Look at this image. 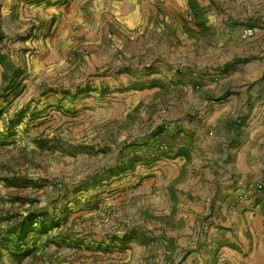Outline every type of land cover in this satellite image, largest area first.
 I'll return each mask as SVG.
<instances>
[{
    "label": "rangeland",
    "instance_id": "rangeland-1",
    "mask_svg": "<svg viewBox=\"0 0 264 264\" xmlns=\"http://www.w3.org/2000/svg\"><path fill=\"white\" fill-rule=\"evenodd\" d=\"M259 13L255 0H0V264H264V153L240 169L248 109L226 168L155 139L201 125L206 87L225 89L231 68L264 83ZM235 60L250 66L225 69ZM234 125L202 139L230 141Z\"/></svg>",
    "mask_w": 264,
    "mask_h": 264
},
{
    "label": "crops",
    "instance_id": "crops-1",
    "mask_svg": "<svg viewBox=\"0 0 264 264\" xmlns=\"http://www.w3.org/2000/svg\"><path fill=\"white\" fill-rule=\"evenodd\" d=\"M261 2L264 3V0H255V5ZM245 5L246 3L241 6L243 7ZM259 16L264 22V13H259ZM258 31L259 34L257 38L264 39V27L262 30ZM247 66H250V63L244 65V67ZM230 70L231 71L228 70L222 77L225 78L223 80L227 82L225 89H217L216 84L213 83H209L208 87H206L207 95L204 98L205 103L202 106L205 118L201 125L196 122H192L191 124L187 121H184L182 124L179 122L177 128L173 124L174 126L172 125L171 129L172 132L175 133L181 131L179 137L174 134L176 136L174 140L173 138H166V134L163 132L160 136L155 138L160 142L166 141L165 144L168 145L177 144L178 142H186L196 146L195 149L203 151L204 154L208 156L206 159L210 160V163H204L199 159L194 158L193 162H197V167H206L208 164L209 167L210 165H214L215 168H226L223 162L228 158L230 150L239 147V143H236V141L239 140L238 124L241 122V120H239V103L240 107H246V109H248V111H246L247 114L243 116V118H247L252 124L257 123V126H255L256 130L251 131L253 138L252 143L244 152H241L240 169L242 171H247L249 169L248 162L250 161L252 164L251 166H253L254 159L261 153H264V83H259L257 73L256 75L253 74V72L242 75L239 72H233L232 68ZM182 94H185V98L181 97V101L185 100L189 103L195 102L190 87L188 90L182 91ZM135 104L136 103H133V105H131V102L130 104L127 103L129 107L134 106ZM169 108H171L169 109L171 113L169 119L175 120L177 116L172 113V110H174L175 107ZM228 119H234L236 124L232 129V138L230 141L221 138L217 143L216 141H213L212 138L202 139L203 134H207L208 130H213V135L217 134L221 122ZM218 149L221 153L217 152ZM177 161L179 162L178 165L180 168L184 166L185 160L183 162L182 158L179 157ZM237 162L239 170V153H237Z\"/></svg>",
    "mask_w": 264,
    "mask_h": 264
},
{
    "label": "built area",
    "instance_id": "built-area-1",
    "mask_svg": "<svg viewBox=\"0 0 264 264\" xmlns=\"http://www.w3.org/2000/svg\"><path fill=\"white\" fill-rule=\"evenodd\" d=\"M255 36V30L254 29H245L242 33H241V38L243 40H250L252 39L253 37ZM156 148L158 150H162L164 149V147L162 145H158L156 146ZM249 187L251 189H254V190H259L262 188V185L256 181H251L250 184H249Z\"/></svg>",
    "mask_w": 264,
    "mask_h": 264
},
{
    "label": "trees",
    "instance_id": "trees-1",
    "mask_svg": "<svg viewBox=\"0 0 264 264\" xmlns=\"http://www.w3.org/2000/svg\"><path fill=\"white\" fill-rule=\"evenodd\" d=\"M248 62H249V60H235V61H233V63L226 64L225 69H228L230 67H233V66L239 65V64H246Z\"/></svg>",
    "mask_w": 264,
    "mask_h": 264
}]
</instances>
